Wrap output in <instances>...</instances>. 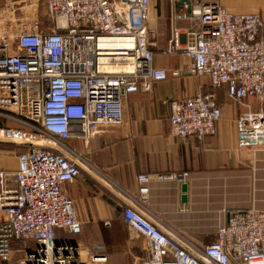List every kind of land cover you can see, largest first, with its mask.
<instances>
[{
    "label": "built area",
    "instance_id": "2783aa9c",
    "mask_svg": "<svg viewBox=\"0 0 264 264\" xmlns=\"http://www.w3.org/2000/svg\"><path fill=\"white\" fill-rule=\"evenodd\" d=\"M13 7L10 0L0 3V13ZM45 9L46 30L33 23L12 28L10 36L0 32V137L6 144H20L23 132L3 127L11 123L46 148L18 154L12 173L0 170V262H10L19 245L22 256L15 264H95L104 259L81 261L76 246L56 239L57 231L80 232L63 188L73 182L79 165L91 168L66 142L118 129L126 97L149 93L164 78L153 66L156 30L148 26L149 0H45ZM179 22L194 29L183 33ZM2 25L9 27L11 21ZM263 26L258 14H232L203 0L184 3L172 14L164 54L190 59L174 76H207L210 91L171 102V136L202 140L215 135L221 88L231 100L264 103ZM236 128L238 151H264V111L249 109ZM163 177L182 183L187 174ZM137 182L130 200L148 215L150 176L139 175ZM148 227L143 264H264V212L253 208L228 215L213 242L191 250L156 225ZM130 230L133 238L140 236L134 227Z\"/></svg>",
    "mask_w": 264,
    "mask_h": 264
},
{
    "label": "crops",
    "instance_id": "0c3cea01",
    "mask_svg": "<svg viewBox=\"0 0 264 264\" xmlns=\"http://www.w3.org/2000/svg\"><path fill=\"white\" fill-rule=\"evenodd\" d=\"M10 1L14 5L12 12L4 8L0 13V32L10 36L12 28L33 23L47 29L45 0ZM191 1L176 0L173 4L168 0H149L148 26L156 30L153 66L164 78L153 84L151 92L126 97L123 123L118 129L88 140L66 142L91 168L79 165L73 182L63 188L73 203L81 232L68 235L57 231L56 239L76 246L81 261L100 257L104 261L95 264H143L148 225H156L177 245L191 250V246L202 248L213 242L217 228L226 223L228 215L251 208L264 212V151L251 154L236 148L237 119L249 109L264 111V103L231 100L226 89L221 88L216 92L221 118L215 135L197 140L169 134L171 102L210 91L207 76H174L189 65L187 56L164 54L172 34V14ZM203 1L217 3L236 15L258 14L264 22V0ZM4 21H11V25L4 27ZM61 25L59 21L58 26ZM177 27L183 33L194 29L187 22H179ZM3 127L17 128L11 123ZM0 144H6L1 137ZM14 149L10 156L0 149V170L12 173L17 169ZM179 173L187 174L182 183L163 177ZM142 174L150 176L148 215L130 200L137 193V177ZM182 184L187 185L185 203L181 201ZM131 227L140 233L138 238L132 237ZM21 256L22 247L17 245L11 261L0 264H15Z\"/></svg>",
    "mask_w": 264,
    "mask_h": 264
},
{
    "label": "rangeland",
    "instance_id": "374dc122",
    "mask_svg": "<svg viewBox=\"0 0 264 264\" xmlns=\"http://www.w3.org/2000/svg\"><path fill=\"white\" fill-rule=\"evenodd\" d=\"M16 130H18L19 132H23L22 136L19 138L20 144H18V145L0 144V149L5 151L6 155H7L8 151L15 150L14 147L17 149V151H16L17 155L20 154V153L26 152L29 149H32V150L46 149V148H43V146L40 143H38L39 142L38 137L32 135L27 130H24V129L19 128V127H17ZM25 142L32 143L33 146L26 145ZM80 232H81V226H80ZM28 246H30V245H28Z\"/></svg>",
    "mask_w": 264,
    "mask_h": 264
},
{
    "label": "water",
    "instance_id": "95a60500",
    "mask_svg": "<svg viewBox=\"0 0 264 264\" xmlns=\"http://www.w3.org/2000/svg\"><path fill=\"white\" fill-rule=\"evenodd\" d=\"M181 201L182 203H185L186 202V194H187V185L186 184H182L181 185Z\"/></svg>",
    "mask_w": 264,
    "mask_h": 264
}]
</instances>
